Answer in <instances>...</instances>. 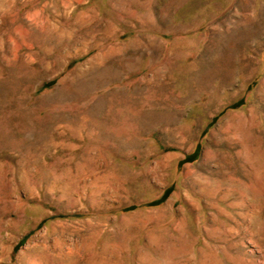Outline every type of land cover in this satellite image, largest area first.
<instances>
[{"label":"rangeland","instance_id":"1","mask_svg":"<svg viewBox=\"0 0 264 264\" xmlns=\"http://www.w3.org/2000/svg\"><path fill=\"white\" fill-rule=\"evenodd\" d=\"M0 4V264H264V0Z\"/></svg>","mask_w":264,"mask_h":264},{"label":"bare ground","instance_id":"2","mask_svg":"<svg viewBox=\"0 0 264 264\" xmlns=\"http://www.w3.org/2000/svg\"><path fill=\"white\" fill-rule=\"evenodd\" d=\"M5 1V0H4ZM6 4V3H5ZM6 6V5H5ZM9 6L10 7H12L11 6V4H9ZM1 7H3V5H1L0 4V12H1ZM4 8V7H3ZM5 9V8H4ZM6 10V9H5ZM3 11V10H2ZM3 15H4V13H3ZM2 15V16H3ZM5 18V17H4ZM3 18V19H4ZM203 189V188H202ZM205 189V188H204ZM203 189V190H204ZM168 208H166L165 209V212H166V215H168ZM160 212V211H159ZM171 215V214H170ZM169 216V215H168ZM165 217V216H164ZM170 217V216H169ZM188 219V218H187ZM183 225V224H182ZM185 231V230H184ZM182 232V231H181ZM187 232V231H186ZM185 232V233H186ZM178 233V232H177ZM175 239V238H174ZM177 239V238H176ZM184 239V238H183ZM183 241V240H182ZM168 242V241H167ZM182 244V243H181ZM184 244V243H183ZM194 244H196V243H194ZM179 245V244H178ZM192 246V245H191ZM209 246V245H208ZM82 248V250H84V251H86L87 253H89L90 251H91V253H90V258L89 259H87V260H85L84 261V263L83 264H96V261H94V259H93V254H92V250L90 249V247H89V245H87V243H85V244H82V246H81ZM205 247V246H204ZM178 248V247H177ZM180 249L178 250V249H176L175 248V246H172L171 245V247L170 248H168L170 251H167L166 253L168 254H171V255H173L172 257L173 258H175V257H178V256H181V255H183V253L185 252V248H186V246L185 245H181V247H179ZM210 248V247H209ZM205 249V248H204ZM211 249V248H210ZM101 252H100V259H101V264H109V262H110V260H108V258H109V256H107V255H109V254H111V253H113L115 250H109L108 249V247L107 246H103L101 249ZM187 251V250H186ZM190 251V250H189ZM92 254V255H91ZM187 254V253H186ZM194 254V253H193ZM217 254H218V252H217ZM89 255V254H88ZM170 255V256H171ZM191 255V254H190ZM204 255V254H203ZM216 255V254H215ZM226 255V254H225ZM92 256V257H91ZM211 256V255H210ZM108 257V258H107ZM184 257V256H183ZM194 257H195V255H194ZM200 257V256H199ZM213 257H214V255H213ZM215 258H217L216 256H215ZM229 258V257H228ZM177 259V258H176ZM186 259V258H185ZM191 259V258H190ZM189 259V260H190ZM224 259H227V258H224ZM213 260V259H212ZM167 261V260H166ZM193 261V260H192ZM195 264H204V262L201 260V258H197V260L195 259ZM222 262V261H221ZM98 263H99V261H98ZM167 264H170V263H167ZM213 264H217V260L216 259H214V263Z\"/></svg>","mask_w":264,"mask_h":264}]
</instances>
